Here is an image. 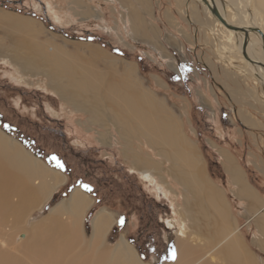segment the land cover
<instances>
[{
  "label": "bare ground",
  "instance_id": "obj_1",
  "mask_svg": "<svg viewBox=\"0 0 264 264\" xmlns=\"http://www.w3.org/2000/svg\"><path fill=\"white\" fill-rule=\"evenodd\" d=\"M195 1L204 5V12L192 7L193 20L204 28V39L216 45L215 39L222 32L228 42L218 57L226 62L222 71L231 77V86L241 89L239 81L245 78L227 69L236 62L231 56L233 49L240 62H245L240 71L256 76L264 85V0H255L256 9L253 0ZM120 2L129 10L123 15L132 38H149L146 30L150 26L143 13L128 7L124 0ZM148 2L142 5L147 7ZM179 2L183 9L186 0ZM75 3L86 8L81 0ZM215 12L228 25L246 31L227 28ZM168 17L177 23L175 16ZM44 27L37 20L0 10V57L10 59L26 74H43L57 94L77 109L103 114L102 144H108L114 127L125 147L129 170L161 186L163 194L172 197V205L178 207L170 221L175 238L163 264H259L247 249L246 233L225 190L208 175L203 155L185 134L169 99L143 83L135 62L123 61L95 44H71ZM153 31L158 33L155 25ZM229 91L236 99L233 89ZM250 93L256 98L253 90ZM243 115V122L252 125ZM96 120L91 119L92 124ZM221 156L236 196L253 209L260 203L258 193L231 154L222 152ZM67 181L65 174L0 129V264H149L126 235L115 244L109 243L118 219L106 208L93 217L88 236L85 222L95 200L80 187L47 215L33 217ZM252 223L260 229L261 241L257 242L264 251V206L252 217Z\"/></svg>",
  "mask_w": 264,
  "mask_h": 264
},
{
  "label": "rangeland",
  "instance_id": "obj_2",
  "mask_svg": "<svg viewBox=\"0 0 264 264\" xmlns=\"http://www.w3.org/2000/svg\"><path fill=\"white\" fill-rule=\"evenodd\" d=\"M75 1L80 0H0V10L37 20L46 32L71 44H95L123 61L135 62L143 83L174 105L185 134L203 155L208 175L225 190L235 218L246 233L247 249L259 264H264V251L257 242L261 241L260 229L252 223V217L262 210L264 203L260 200L253 209L250 206V218L245 224V203L236 196L221 156L222 152H229L258 197L263 195L264 184L257 168L264 157V145L255 146L254 136L259 133L245 130L239 118L244 113L255 119L244 106L264 105V85L256 76L244 73L245 78L239 81L244 93L233 85L240 90L237 99L233 98L228 89L231 83L222 71L225 61L218 57L223 44L228 42L222 32L214 41L216 45L204 39V28L200 29L201 25L192 17V7L204 12V5L198 1L186 0L183 9L180 6L182 16L179 0H149L147 7L142 5L145 0H124L148 21L146 33L150 37L146 39L132 38L130 24L125 23L123 15L129 10L120 0H81L86 5L84 9ZM169 15L175 16L177 23ZM234 50L231 56L236 62L227 69L240 73L245 62H240L242 59ZM47 80L43 74H26L10 59L0 57V129L68 177L47 207L33 217L47 215L50 208L80 187L95 200L85 222L88 236L93 217L106 208L118 219L109 243L115 244L126 235L144 261L163 264L175 238L170 221L178 207L172 205V197L165 196L161 186L129 170L131 165L123 155L125 147L114 127L108 144H102L99 134L103 114L93 116L77 109L57 94ZM248 90H253L256 98ZM91 119L101 123L92 124ZM53 156L63 164V169L47 162ZM85 185L92 190H86Z\"/></svg>",
  "mask_w": 264,
  "mask_h": 264
},
{
  "label": "crops",
  "instance_id": "obj_3",
  "mask_svg": "<svg viewBox=\"0 0 264 264\" xmlns=\"http://www.w3.org/2000/svg\"><path fill=\"white\" fill-rule=\"evenodd\" d=\"M176 9H177V6H176ZM193 23H195V22H193ZM233 73V72H232ZM238 73V72H237ZM236 73V74H237ZM235 74V73H234ZM239 74H241V75H243L244 73L243 72H241L240 71V73ZM224 75H225V78H226V80L228 79L229 81H230V83L232 84V82H231V77L229 78L227 75H226V73L224 72ZM247 75V74H246ZM241 80V79H240ZM260 82V81H259ZM231 84L229 85L228 84V88L229 89H233V90H238V89H240V87L238 86V89L237 88H234V87H232L231 86ZM241 90V89H240ZM248 93V92H247ZM236 94V99H237V94L238 93H235ZM249 94L250 95H252L250 92H249ZM252 97H254L253 95H252ZM245 107V110L246 111H249V112H251L252 114H253V116L255 117V119H253V118H251L250 116L248 117L247 115H245L244 114V117L248 120V121H250L251 123H252V125L253 126H250V124L249 125H247V124H245L243 121H244V119L242 118H239L240 119V121H242V125H243V127H244V129L245 130H249V131H253V132H258L259 134V136H257V135H255L254 137H255V139H254V144H255V146H257V145H264V105H259V107L260 108H253L252 106H249V105H245L244 106ZM238 108H241V106H239ZM239 111V110H238ZM238 114H239V112H238ZM260 165H259V167L257 168L258 170H259V172H260V176H261V179H262V182H263V184H264V157H262L261 159H260ZM259 199L264 203V193H263V195H261V197L259 196ZM250 203H248L247 201H246V203H245V207H244V210H245V215H244V222H245V224H248V221H249V218H250V214H249V210H250V205H249ZM262 209V208H261Z\"/></svg>",
  "mask_w": 264,
  "mask_h": 264
},
{
  "label": "water",
  "instance_id": "obj_4",
  "mask_svg": "<svg viewBox=\"0 0 264 264\" xmlns=\"http://www.w3.org/2000/svg\"><path fill=\"white\" fill-rule=\"evenodd\" d=\"M214 15H215V17L223 24V25H225L227 28H229V29H232V30H235V31H240V32H245L246 30L245 29H243V28H239V27H234V26H230V25H228L227 23H225L221 18H220V16H219V14L218 13H214ZM258 32H260L259 30H258ZM264 38V37H263Z\"/></svg>",
  "mask_w": 264,
  "mask_h": 264
},
{
  "label": "snow or ice",
  "instance_id": "obj_5",
  "mask_svg": "<svg viewBox=\"0 0 264 264\" xmlns=\"http://www.w3.org/2000/svg\"><path fill=\"white\" fill-rule=\"evenodd\" d=\"M51 161L55 163V166L57 168L63 169V164L59 161V159L55 156L51 157ZM86 188V190L91 191L90 188H88V186H84ZM121 223H123V220H121ZM175 258V253L173 252V259Z\"/></svg>",
  "mask_w": 264,
  "mask_h": 264
},
{
  "label": "trees",
  "instance_id": "obj_6",
  "mask_svg": "<svg viewBox=\"0 0 264 264\" xmlns=\"http://www.w3.org/2000/svg\"><path fill=\"white\" fill-rule=\"evenodd\" d=\"M25 145V144H24ZM26 146V145H25ZM49 160V161H48ZM47 160V162H49V163H53L52 161H51V158L50 159H48ZM128 172V171H127ZM92 190V189H91ZM88 194V193H87ZM89 195V194H88ZM93 209V208H92Z\"/></svg>",
  "mask_w": 264,
  "mask_h": 264
}]
</instances>
